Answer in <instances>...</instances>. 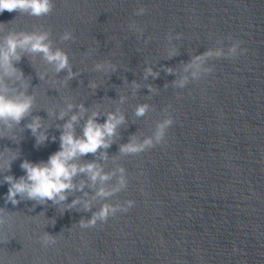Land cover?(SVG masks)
<instances>
[{"label": "water", "instance_id": "1", "mask_svg": "<svg viewBox=\"0 0 264 264\" xmlns=\"http://www.w3.org/2000/svg\"><path fill=\"white\" fill-rule=\"evenodd\" d=\"M53 3L40 18L0 14V45L10 33L47 32L51 49L67 53L72 73L18 49V71L4 77L8 96L24 93L33 102L19 124H0V208L9 216L0 227V264H264V0ZM237 40L247 51L229 57ZM208 50L225 55L187 68ZM140 105H148L143 116L136 115ZM94 112L100 124L109 113L124 120L109 147L73 163L94 162L111 179L93 183L78 173L64 201L24 193L17 205L6 203L5 176H25L24 161L47 163L71 117H78L73 127L81 137ZM169 116L174 123L163 143L121 152L129 143L155 140L158 123ZM37 118L33 134L28 125ZM40 135L47 139L37 143ZM121 175L126 187L96 196L101 187L118 186ZM129 199L135 201L129 211L81 229L103 204ZM45 235L57 243L43 246Z\"/></svg>", "mask_w": 264, "mask_h": 264}, {"label": "clouds", "instance_id": "2", "mask_svg": "<svg viewBox=\"0 0 264 264\" xmlns=\"http://www.w3.org/2000/svg\"><path fill=\"white\" fill-rule=\"evenodd\" d=\"M54 8L53 0H0V14H3L5 10L8 12L16 11L19 14H26L28 16L40 18L49 15ZM140 13H143L144 9L141 8ZM4 27L0 24V29ZM72 33L66 31L63 35V39H70ZM242 41L237 40L228 49L227 55L229 57H236L239 54H243L247 49H240ZM27 50L31 53L43 54L46 61L55 65V70L60 72L66 68L69 69V76L72 75L69 59L67 53L61 49L53 51L51 49V42L49 41V33H10L4 39L3 45H0V124H7L9 121H14L19 124L22 119L30 112L33 98L21 93L19 96L10 97L6 93L7 87L4 84V77H13L17 73V69L13 63V58L18 62L20 57L17 54V50ZM175 52H170L169 56L174 55ZM225 53L222 50H208L203 54L196 56L187 66V68L201 67V63L209 57H221ZM103 67V65H97V68ZM186 68V70H187ZM148 73H152L149 68ZM171 72V69H168ZM207 71V70H206ZM193 77L197 76L194 71ZM23 76L21 72L17 79ZM187 81V77L180 81V86L183 87ZM26 87V85H25ZM72 106L69 105V108ZM148 111V105H140L136 109L137 116H143ZM64 113H61V118ZM98 113L94 112L92 117L88 119L81 137H77L74 132L73 122L77 121L78 117L73 115L71 120L64 125L65 131L61 134V145L58 152L53 153L47 163L33 164L28 161H24L21 164L22 169L25 170L26 175L19 179L14 176H5V181L9 184L6 203L11 202L12 205H17L19 200L16 199L17 194L27 193V197L30 200H38L40 202H46L52 200L54 203L57 201H64L67 199L65 193L72 190L75 186L72 183L73 178L78 173H85L89 176L90 180L95 183L98 180L106 182L111 179V174L103 173L102 169L97 166L96 163H88L84 165H78L73 163V160L78 156H84L89 153L95 154L101 148L109 147L108 138L115 135L116 128L124 120V117L116 116L113 113H109L103 124L96 121ZM174 120L171 116L165 118L162 122L158 123L157 130L155 132V140L147 138L143 143H129L121 147L122 153L138 154L144 152L149 148H154L156 144L164 142V138L167 129L172 126ZM11 125L9 124V127ZM33 134L37 132L40 127L39 119L37 118L28 125ZM0 137H5L0 133ZM47 137L40 135L37 138V143H42ZM6 167L10 169L11 160H8ZM121 173L124 169H120ZM127 180L121 175L118 181V186L106 190L101 187L96 196L110 197L119 192L122 188L126 187ZM83 185H81V190ZM80 203L79 200L73 201V206ZM135 204V201L129 199L123 204H108L105 203L101 206L99 211L95 212L91 219L82 221L80 223L81 229L94 228L99 221L101 224L106 223L109 217H114L117 212H127ZM90 203L84 202V209L90 210ZM5 212L3 208H0V227H3L6 223ZM8 216V215H7ZM9 217V216H8ZM43 246L49 247L57 243L55 238L45 235L42 237Z\"/></svg>", "mask_w": 264, "mask_h": 264}]
</instances>
